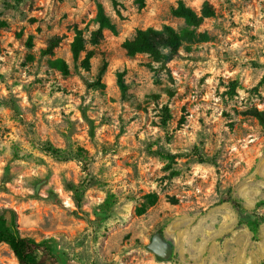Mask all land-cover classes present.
<instances>
[{"label":"rangeland","instance_id":"obj_1","mask_svg":"<svg viewBox=\"0 0 264 264\" xmlns=\"http://www.w3.org/2000/svg\"><path fill=\"white\" fill-rule=\"evenodd\" d=\"M178 1L117 0L119 13L111 0H0V212L20 234L51 239L56 264H264V223L256 237L244 223L264 214V0H207L215 15L167 65L128 55L137 29L186 26ZM184 1L200 11L206 0ZM99 2L117 32L88 42L90 68L76 69L70 44L76 29L89 39ZM49 146L83 150L88 171ZM82 180L79 207L69 184ZM229 188L242 209L217 204ZM108 194L117 202L102 213ZM156 231L169 259L148 248ZM0 264H19L4 242Z\"/></svg>","mask_w":264,"mask_h":264},{"label":"trees","instance_id":"obj_2","mask_svg":"<svg viewBox=\"0 0 264 264\" xmlns=\"http://www.w3.org/2000/svg\"><path fill=\"white\" fill-rule=\"evenodd\" d=\"M16 3H21L24 0H15ZM114 7L119 12L117 6V0H111ZM140 8L146 6L147 0H135ZM120 13V12H119ZM172 14L176 17L183 18L186 22V26L177 30L171 25H164L162 28L148 27L146 29H137L135 34L123 41L122 46L130 56L137 54L149 55L153 61L167 65L175 56L179 54V50L184 42L194 41L200 34L197 32L198 28L203 24L206 18L215 15V8L209 2L205 1L200 11L195 10L188 5L184 0H179L177 5L172 8ZM97 27L91 32L89 39H86L82 31L76 29V34L70 44L71 52L76 63V69H89L91 65V59L95 55L94 49H88L87 43L96 45L104 37L106 30H110L114 33L117 32V25L112 20L111 16L107 13L104 5L99 2L96 15ZM62 41L61 36H53L47 41L46 47L42 49L43 55H51L54 53V49L60 45ZM31 44V39L29 40ZM84 56L82 57V54ZM54 65L61 70L64 74L70 73L68 63L63 58H57L54 60ZM102 73L99 75L101 77ZM264 82V78L262 80ZM94 83V82H93ZM99 84V82H97ZM118 84L121 88L122 94H127L128 85L124 79V73H120L118 76ZM165 118L164 126H166L167 120L170 118L169 109L166 106L164 108ZM85 119L91 125V131L93 133L94 123L90 119L85 109L82 111ZM47 150L59 160H76L79 163H83L84 170L87 168V155L80 149H59L49 146ZM155 155L163 156L164 158L174 161L175 155L164 149H157L152 152ZM201 161H207L209 158L203 156L198 150ZM85 161V162H84ZM178 173V172H175ZM87 180H82L79 183L71 182L69 189L73 192V198L79 207L83 204V196L89 185ZM148 197L153 204L156 201V194H150ZM117 200L113 194H108L106 198L98 205L99 210L102 213H109L115 206ZM229 202L233 207L237 209L243 208V202L233 194L232 188L224 191V195L219 199L217 204H223ZM264 204V201H259L257 206ZM143 212L146 210V206L140 208ZM244 223L249 227L253 235L256 237L260 226L264 223V214L258 215L255 218L248 219ZM0 242H4L9 245L13 251L19 264H56L58 263V256L54 250V244L51 239L45 238L37 240L32 236H24L20 234L19 230L13 225L9 224L8 217L4 212H0ZM160 258V257H159ZM162 259V258H160Z\"/></svg>","mask_w":264,"mask_h":264},{"label":"water","instance_id":"obj_3","mask_svg":"<svg viewBox=\"0 0 264 264\" xmlns=\"http://www.w3.org/2000/svg\"><path fill=\"white\" fill-rule=\"evenodd\" d=\"M148 248L162 259H169L174 252L173 244L165 237L162 231H156L152 235Z\"/></svg>","mask_w":264,"mask_h":264}]
</instances>
